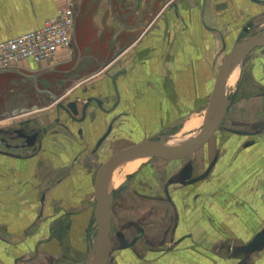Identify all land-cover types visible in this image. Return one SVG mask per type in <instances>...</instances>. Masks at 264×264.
<instances>
[{"label": "crops", "instance_id": "obj_1", "mask_svg": "<svg viewBox=\"0 0 264 264\" xmlns=\"http://www.w3.org/2000/svg\"><path fill=\"white\" fill-rule=\"evenodd\" d=\"M70 4L71 48L0 71V132H38L33 146L0 143V264H84L102 165L172 129L199 133L223 60L264 25V0H0V40ZM232 69L226 127L184 156L117 168L107 264H264V46ZM54 93L78 118L99 102L80 121Z\"/></svg>", "mask_w": 264, "mask_h": 264}, {"label": "water", "instance_id": "obj_2", "mask_svg": "<svg viewBox=\"0 0 264 264\" xmlns=\"http://www.w3.org/2000/svg\"><path fill=\"white\" fill-rule=\"evenodd\" d=\"M246 30H248V28H246ZM258 46H264V25L258 27L255 32H250L246 37L235 43L226 58L223 60L216 77L214 89L212 91L206 122L202 128V131L196 137L190 141L179 143L175 146H164L161 144L162 140H158L155 136L149 137L114 153L102 165L97 176L95 188V217L97 221L96 240L94 244H92L89 257L84 264H89L90 257L93 251L96 249L97 243L98 258L96 264H107L111 257V207L113 203V197L112 194H109L108 187L117 166L123 160L129 157H180L189 154L204 145L216 132L231 105V99L228 96L226 87L227 78L231 68L239 58H242L245 54ZM9 70L11 71L14 69L0 68V71ZM113 82L116 83V75L113 77ZM60 95V93H54L53 97L55 100H58ZM92 100L99 102L97 97L87 98L85 104L82 107V116L80 118L77 117L80 112L77 100H71L66 103L60 101L58 102V107L67 111V113L76 120L82 121L88 113V108ZM25 111L27 110H22V112ZM28 130L29 132H24L21 136L24 138H30V141L26 142L24 145H20V147L33 146L35 144L38 132L34 131L33 128H29ZM30 131H34L35 133L31 135Z\"/></svg>", "mask_w": 264, "mask_h": 264}, {"label": "built area", "instance_id": "obj_3", "mask_svg": "<svg viewBox=\"0 0 264 264\" xmlns=\"http://www.w3.org/2000/svg\"><path fill=\"white\" fill-rule=\"evenodd\" d=\"M74 25L75 7L70 4L42 27L0 40V67H11L24 60L54 63L60 49L72 47Z\"/></svg>", "mask_w": 264, "mask_h": 264}, {"label": "rangeland", "instance_id": "obj_4", "mask_svg": "<svg viewBox=\"0 0 264 264\" xmlns=\"http://www.w3.org/2000/svg\"><path fill=\"white\" fill-rule=\"evenodd\" d=\"M249 33V32H248ZM241 59L242 58H240L236 63H235V65L233 66V69L236 67V66H239V69H240V63H241ZM232 69V70H233ZM236 85V84H235ZM235 85H234V87H229V81H228V95H229V98H231L232 96H233V94H234V91H236V87H235ZM46 112V111H45ZM45 112H37V113H35L34 115H32V116H39V115H41V113L43 114V113H45ZM46 114V113H45ZM47 114H50V113H48V110H47ZM44 115V114H43ZM23 118V117H22ZM226 122L224 121H222L221 122V127H223V126H225L226 127ZM190 126H191V124H190ZM24 128V127H23ZM173 131H170V132H168V133H163L162 135H157L156 136V138L158 139V140H162L163 142H166V143H168V144H170V145H175L176 143H184V142H187V141H190L191 139H193L194 137H196L201 131H202V129H199V133H195V135H188L187 133H177L176 131H175V129H172ZM140 157V156H139ZM146 157V156H145ZM137 160V159H136ZM137 162V161H136ZM135 162V163H136ZM126 164H128V163H126ZM126 164H122V166H121V169L123 168L124 169V166L126 165ZM132 164V161L131 162H129V164L128 165H131ZM133 165V164H132ZM127 169H125L124 171H126ZM117 174V171L113 174V176H115ZM119 177V176H118ZM120 179H121V176H120ZM96 234H97V230H96V233H95V235H94V239H93V241H92V244H94V242H95V240H96ZM97 248H98V243H97V246H96V249L93 251V253H92V255H91V257H90V260H89V264L91 263V262H95V260H96V257H97Z\"/></svg>", "mask_w": 264, "mask_h": 264}, {"label": "flooded vegetation", "instance_id": "obj_5", "mask_svg": "<svg viewBox=\"0 0 264 264\" xmlns=\"http://www.w3.org/2000/svg\"><path fill=\"white\" fill-rule=\"evenodd\" d=\"M33 78L37 82L36 78L35 77H33ZM44 87H45V89H47L46 85ZM10 113H11V111H9V114ZM25 120H27V119H25ZM22 121H24V120H22ZM23 125H25V123L21 124V127H23ZM28 129L29 128H26V129L17 128L15 130L13 129L12 131L0 132V143L5 145L8 148L19 149L20 145H22V144L24 145L26 142L30 141V138H24L21 136L24 132H29ZM34 133L35 132L30 131L31 135Z\"/></svg>", "mask_w": 264, "mask_h": 264}, {"label": "bare ground", "instance_id": "obj_6", "mask_svg": "<svg viewBox=\"0 0 264 264\" xmlns=\"http://www.w3.org/2000/svg\"><path fill=\"white\" fill-rule=\"evenodd\" d=\"M239 59H240V58H239ZM239 59H238V60H239ZM238 60H237V61H238ZM237 61H236V62H237ZM234 65H235V64H234ZM232 68H233V67H232ZM232 68H231V69H232ZM230 71H231V70H230ZM229 74H230V73H229ZM228 81H229V76H228L227 83H226L227 91H228ZM161 144L164 145V146H175V145H178L179 143H176L175 145H170V144H168V143L162 141ZM129 158H131V157H129ZM129 158H126L125 160H127V159H129ZM125 160H123L121 163H123ZM121 163H120V164H121ZM120 164H119V165H120ZM119 165L117 166V168L119 167ZM117 168L115 169V171L117 170ZM114 173H115V172H114ZM97 250H98V248H97ZM97 258H98V251H97V257H96L95 262H94V263L91 262L90 264H96V263H97Z\"/></svg>", "mask_w": 264, "mask_h": 264}]
</instances>
